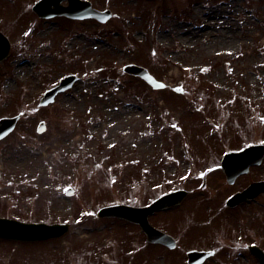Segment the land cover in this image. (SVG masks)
Wrapping results in <instances>:
<instances>
[{
  "label": "rangeland",
  "instance_id": "rangeland-1",
  "mask_svg": "<svg viewBox=\"0 0 264 264\" xmlns=\"http://www.w3.org/2000/svg\"><path fill=\"white\" fill-rule=\"evenodd\" d=\"M34 1L0 0L10 41L0 117L21 114L0 141V216L75 221L49 242L0 238V264L96 253L105 230L94 214L105 200L143 205L184 188L187 199L154 218L224 222L225 198L260 171L229 186L217 164L224 150L264 142V0H90L111 9L106 23L39 18ZM128 62L167 86L124 74ZM68 73L74 86L38 106Z\"/></svg>",
  "mask_w": 264,
  "mask_h": 264
},
{
  "label": "flooded vegetation",
  "instance_id": "flooded-vegetation-1",
  "mask_svg": "<svg viewBox=\"0 0 264 264\" xmlns=\"http://www.w3.org/2000/svg\"><path fill=\"white\" fill-rule=\"evenodd\" d=\"M263 165L262 160L260 164L250 166L247 173L229 184H237L241 176L260 168L257 177L249 179L232 193L244 189L252 182L264 180V177L259 176L263 173ZM263 201L264 191L250 201L227 207L228 218L224 222L215 220V223L211 220L190 223L174 218H154L166 214L169 208L155 211L148 215V223L158 230V235L159 232L165 235L162 237L166 241L148 240L146 232L137 222L114 217L100 218L105 231L103 238L96 242L98 251L75 254L74 264H261L264 259ZM71 228L70 222L62 237ZM234 246L237 250H232ZM193 250L211 252L197 262L190 259L197 256ZM65 254L66 257L59 258L60 264H70L73 259L74 253ZM107 254L112 258L111 263L107 261ZM52 264H56L55 261Z\"/></svg>",
  "mask_w": 264,
  "mask_h": 264
},
{
  "label": "water",
  "instance_id": "water-1",
  "mask_svg": "<svg viewBox=\"0 0 264 264\" xmlns=\"http://www.w3.org/2000/svg\"><path fill=\"white\" fill-rule=\"evenodd\" d=\"M61 0H38L32 9L39 15L43 17H50L55 14H64L73 18L82 17H95L100 21H105L110 17V11H98L91 8L90 3L86 0H67L68 4L63 6L60 4ZM9 51V42L7 38L0 32V60L7 56ZM125 72L133 75H138L144 78L153 87H161L163 84L155 80L146 69L135 64H127L123 67ZM77 80L75 75H66L63 77L59 83L46 90L43 96L40 98L39 105H46L53 101L54 96L58 92H62L65 89L71 87L73 83ZM19 115L13 117H2L0 118V138L4 137L8 132H10ZM44 129L43 121H40L37 131L41 132ZM255 147H259V150H254ZM264 146H251L244 148L238 152L227 153L222 160V166L227 174V177L233 179L235 175L246 170L247 166L253 162L250 157H254L255 162H257L262 156ZM258 190L264 188V182H260L257 185ZM242 194H238L240 197ZM180 194L178 192L167 194L157 201L154 202L152 209L147 207L148 210H154L163 205H168L171 203H176L180 199ZM237 197V196H236ZM233 203V202H231ZM101 214L111 215L115 214L118 216H123L126 218H131L133 213V208H128L124 206H110L101 209ZM65 225L60 224H44V223H24L14 219L1 218L0 217V236L13 239H24V240H36L44 239L53 236H59L63 233Z\"/></svg>",
  "mask_w": 264,
  "mask_h": 264
}]
</instances>
